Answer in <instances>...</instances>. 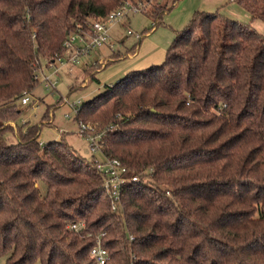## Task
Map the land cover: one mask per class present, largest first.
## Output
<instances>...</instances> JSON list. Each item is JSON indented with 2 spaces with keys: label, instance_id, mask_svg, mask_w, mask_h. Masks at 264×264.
<instances>
[{
  "label": "trees",
  "instance_id": "obj_1",
  "mask_svg": "<svg viewBox=\"0 0 264 264\" xmlns=\"http://www.w3.org/2000/svg\"><path fill=\"white\" fill-rule=\"evenodd\" d=\"M124 1L0 0V256L95 264L106 232L107 264H264V32L252 23H264V0H235L248 21L195 10L163 61L81 102L75 118L104 132L103 154L139 175L120 212L94 159L65 136L40 141L49 108L18 121L43 61ZM148 1L151 26L175 4Z\"/></svg>",
  "mask_w": 264,
  "mask_h": 264
},
{
  "label": "rangeland",
  "instance_id": "obj_2",
  "mask_svg": "<svg viewBox=\"0 0 264 264\" xmlns=\"http://www.w3.org/2000/svg\"><path fill=\"white\" fill-rule=\"evenodd\" d=\"M178 1L179 0H177V2ZM171 2L172 1H170V4H172ZM174 8L176 9V6ZM152 20L153 19L147 12H134L130 16L124 17L119 23L111 27V38H109V42L113 43V46L111 43H108L111 48L115 50H130V46L139 41L140 38L138 37V34L142 32L144 27L149 29ZM166 22H168L167 19ZM253 24L258 30L264 32V23L261 19H257ZM129 27L133 30L132 33L128 32ZM125 34L128 35L127 38L125 41H121V37ZM110 46L107 43L104 44L103 49L105 52L100 56L107 52L110 53ZM93 51L90 58L88 56L89 54L83 55L80 57L79 62L72 63V69H69L70 66L66 64L57 63L58 73H55L54 77L58 80V83L57 89L55 90L48 88L43 80V75L53 73L56 68L50 66L51 62L47 64L46 61H43L41 69L38 70V81L30 95V103H23L21 100L19 101L22 114L18 120L19 122L22 120L38 122L41 120L42 115L47 108H49L50 118H45L47 123L41 133L43 141H48L57 136H65L67 141L75 147L83 157L89 160L95 158L104 159V154L101 150H92L87 137L78 131L79 122L75 118L76 112L63 100L65 97H68L71 101L78 99L84 101L91 98L103 91L107 84L117 81L128 72L122 71V66L119 67V69L116 67L118 64H124L127 62L126 59L121 61L118 60L120 63H118L117 60L110 62L106 68L99 69L105 64V62L107 63V61L99 63L95 62L92 64L93 60L96 58L98 60L100 59V56L96 55ZM97 51H99V49ZM91 73H93L95 77L91 75ZM34 102L37 107L34 106ZM67 113L71 114L70 118L66 116ZM13 121L14 120L10 119V122ZM0 264H6L3 256H0ZM35 264L39 263L37 262Z\"/></svg>",
  "mask_w": 264,
  "mask_h": 264
},
{
  "label": "built area",
  "instance_id": "obj_3",
  "mask_svg": "<svg viewBox=\"0 0 264 264\" xmlns=\"http://www.w3.org/2000/svg\"><path fill=\"white\" fill-rule=\"evenodd\" d=\"M176 1V0H175ZM150 6L148 0H126L117 8L111 10L104 18L93 19L89 26V31H81L76 29L68 34L64 44L65 52L62 56L58 57L56 61L51 62L50 66L56 68L51 74H44L43 80L48 88L52 90L57 89L58 80L54 77L55 73H58V65L77 63L80 57L88 55L94 49L102 46L110 38V28L112 25L121 21L124 17L130 16L134 12H145ZM129 33H132L131 28L128 29ZM141 35V34H139ZM31 91H24L21 96L23 103H29L31 101ZM64 102L77 112L82 100L78 99L71 101L68 97L64 98ZM68 118L71 117L70 113H67ZM94 124L91 122L79 121L78 131L85 135L90 142L93 151L102 149V138L104 136L103 131H95ZM42 142V138H40ZM98 167L104 172V188L108 192L111 198V208L116 212H120L123 208L122 193L123 187L130 181L139 178V175H129L128 167L117 157H110L104 155V159H94ZM87 226V221L84 219L73 220L68 224L71 230H81ZM106 232H101L96 239L95 245L92 247L90 257L94 260L95 264H107L110 260L109 250L103 244V237ZM133 236H131V239Z\"/></svg>",
  "mask_w": 264,
  "mask_h": 264
},
{
  "label": "crops",
  "instance_id": "obj_4",
  "mask_svg": "<svg viewBox=\"0 0 264 264\" xmlns=\"http://www.w3.org/2000/svg\"><path fill=\"white\" fill-rule=\"evenodd\" d=\"M175 6L176 9L174 8ZM195 10H218L222 14L231 18L244 21H248L250 19L249 13L245 9H243L242 6L238 5L235 0H179L178 2L176 0L173 8L164 14L163 23L155 24V26H150L149 29L147 27H144L142 32L140 33L141 35L138 34V37L140 38L139 41L132 44L130 46V50L126 49L124 51H121L120 49L115 50L111 48L109 44L111 42H109V39L106 43L110 46V53L107 52L100 56L103 52H105L103 49V45L106 43H104L102 46L93 51L94 53H96V55L100 56V59L98 60L96 58L95 60H93L92 64H94L95 62H113L116 60L121 61L123 59H126L127 62H125L124 64H118L116 65V67L117 69H119V67L122 66V71H129L131 69L147 67L151 64L163 61L166 56L167 48L175 37L176 31L180 29L191 18ZM166 19L168 22H166ZM256 20L257 19H254L252 23H255ZM153 21L154 20H152V24H154ZM127 36V34L123 35L121 37V41H125ZM111 45L113 46V43H111ZM98 49L99 51H97ZM117 53L118 55H116ZM88 56L89 58L92 56V51ZM119 61L118 63H120ZM71 64L72 63L66 64L70 66L69 69H72ZM107 66L108 64L105 62V64H103V66L99 69H104ZM34 106L37 107L35 102ZM55 138H58V136Z\"/></svg>",
  "mask_w": 264,
  "mask_h": 264
}]
</instances>
